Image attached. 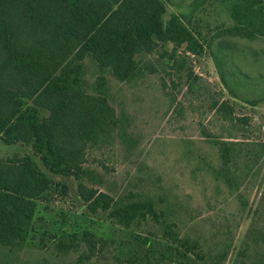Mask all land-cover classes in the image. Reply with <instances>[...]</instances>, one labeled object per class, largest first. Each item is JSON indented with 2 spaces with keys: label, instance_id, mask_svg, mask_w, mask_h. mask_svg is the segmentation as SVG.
<instances>
[{
  "label": "trees",
  "instance_id": "16d2710c",
  "mask_svg": "<svg viewBox=\"0 0 264 264\" xmlns=\"http://www.w3.org/2000/svg\"><path fill=\"white\" fill-rule=\"evenodd\" d=\"M224 2L235 22L228 35L264 40V0ZM166 3L0 0V140L7 146L26 145L32 151L0 158L1 247L23 249L34 229L38 201H46L53 186L61 185L52 176H63L78 182V194L92 214L105 213L124 228L148 220L162 226L165 244L139 239L147 246L140 264H225L233 243L225 239L205 247L200 238L181 236V214L167 197L132 192L111 195L85 183L101 181L86 166L90 149L115 136L128 149L134 145L127 113H118L111 103L107 73L121 82L130 81L140 71L141 56L153 54L163 43H171L175 54L194 38L178 16L166 18ZM174 58L173 54L169 57L173 63ZM215 61L223 85L239 99L219 59ZM91 63L99 72L92 84L87 77ZM263 101L245 102L258 105ZM215 108L224 121L236 125L238 119L227 101ZM215 143L222 160L217 174L229 184L239 178L232 172L237 159L252 161L246 154L249 151L255 158L264 155L263 144L240 142L233 136ZM262 195L264 208V191ZM80 237L89 251L82 261L96 256L98 245L104 248V241L90 231L69 235V243L60 241L59 246L66 251L79 247ZM128 264L136 261L132 258ZM233 264H264L263 231L252 226Z\"/></svg>",
  "mask_w": 264,
  "mask_h": 264
},
{
  "label": "rangeland",
  "instance_id": "374dc122",
  "mask_svg": "<svg viewBox=\"0 0 264 264\" xmlns=\"http://www.w3.org/2000/svg\"><path fill=\"white\" fill-rule=\"evenodd\" d=\"M166 4V18L178 16L194 38L175 54L171 43H163L138 58L140 71L130 81L107 73L111 103L118 113H127L134 145L128 149L115 136L90 149L86 166L101 181L85 183L111 195L167 197L181 214V236L200 238L205 247L229 240L233 248L225 264H233L252 226L264 233V155L255 158L249 151L252 161L237 159L232 172L239 178L229 184L217 174L222 160L215 142L233 136L264 145V101L245 102L264 98V40L228 35L235 22L224 0ZM172 54L175 63L169 59ZM215 57L239 99L223 85ZM98 75L91 63L88 81L92 84ZM226 101L238 119L235 126L215 112V105ZM31 152L26 145L7 146L0 140V158ZM52 177L61 185L53 186L46 201H38L27 244L20 250L0 246V264H128L132 258L140 264L147 246L139 239L166 243L161 225L152 220L130 228L114 224L105 213L87 209L74 178ZM84 231L105 244L82 261L89 251L81 237L79 247L68 251L59 243H69V235Z\"/></svg>",
  "mask_w": 264,
  "mask_h": 264
}]
</instances>
